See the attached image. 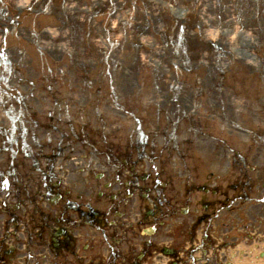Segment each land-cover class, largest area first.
Returning a JSON list of instances; mask_svg holds the SVG:
<instances>
[{
    "label": "rangeland",
    "instance_id": "1",
    "mask_svg": "<svg viewBox=\"0 0 264 264\" xmlns=\"http://www.w3.org/2000/svg\"><path fill=\"white\" fill-rule=\"evenodd\" d=\"M5 94L38 113L46 97L58 109L72 103L74 119L83 120L73 119V129L87 133L66 147L60 173L74 193L84 188L77 181L79 164L90 163L83 158L89 134L95 143L102 134L145 136L157 160L138 165L134 176L144 171L154 179L163 171L166 185L151 189L154 198L160 202L176 185L180 201L190 203L185 214L229 193L220 178L232 157L230 189L243 198L222 205L218 224L227 232L233 220L235 242L209 256L230 264L231 254L245 251L264 264V0H0L1 117ZM43 132L33 137L47 145ZM115 163L91 176L102 171L106 186L121 170ZM174 170L183 175L174 178ZM117 181L108 188L118 189Z\"/></svg>",
    "mask_w": 264,
    "mask_h": 264
},
{
    "label": "flooded vegetation",
    "instance_id": "2",
    "mask_svg": "<svg viewBox=\"0 0 264 264\" xmlns=\"http://www.w3.org/2000/svg\"><path fill=\"white\" fill-rule=\"evenodd\" d=\"M19 102L18 107L3 109L1 117L0 264H219L216 254L209 256L211 252L218 253L235 242L229 241L233 220L228 222L227 232L218 224L222 205L230 208L243 198L241 191L230 189L234 185L229 177L232 157L229 174L220 178L229 185L225 186L229 193L221 199L215 195L201 201L203 208L185 214L181 208L185 206L190 211V203L180 201L181 188L176 185L172 186L174 193L170 187L165 189L167 194L160 202L154 198L151 189L166 185L163 171L156 174L164 179L161 182L144 171L134 176L138 165L146 168L157 160L151 158L155 155L149 153V142L102 134L95 143L87 140L89 134L83 143L90 148L89 154L83 158L90 157V163L79 164L81 180L77 181L84 188L74 193L72 187L62 185L60 173L67 161L66 147L87 133L83 134L82 129L74 131L71 109H58L50 103L40 107L43 111L38 113ZM35 129H43L47 145L33 137ZM44 148L49 153L42 152ZM112 156L114 161L107 166ZM58 158L63 161L58 162ZM74 160L67 166L68 175L73 174ZM121 160L124 166L117 165ZM113 163L118 170L126 169L124 177L121 170H115L104 186L99 179L102 171L91 176L95 167L105 170ZM179 172L169 173L178 178L182 174ZM149 178L150 182H142ZM115 179L120 186L111 190L108 186ZM134 210L137 213H132ZM251 226L257 228L256 223ZM182 238L187 239L188 246L181 244ZM230 264H255V258L245 251L239 256L233 253Z\"/></svg>",
    "mask_w": 264,
    "mask_h": 264
},
{
    "label": "bare ground",
    "instance_id": "3",
    "mask_svg": "<svg viewBox=\"0 0 264 264\" xmlns=\"http://www.w3.org/2000/svg\"><path fill=\"white\" fill-rule=\"evenodd\" d=\"M37 89L40 91V90H42V88L41 87H37ZM36 92V91H35ZM36 94V93H35ZM263 261V260H262Z\"/></svg>",
    "mask_w": 264,
    "mask_h": 264
}]
</instances>
